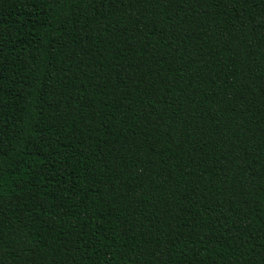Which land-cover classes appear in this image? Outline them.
<instances>
[{
	"label": "trees",
	"instance_id": "1",
	"mask_svg": "<svg viewBox=\"0 0 264 264\" xmlns=\"http://www.w3.org/2000/svg\"><path fill=\"white\" fill-rule=\"evenodd\" d=\"M0 264H264V0H0Z\"/></svg>",
	"mask_w": 264,
	"mask_h": 264
}]
</instances>
